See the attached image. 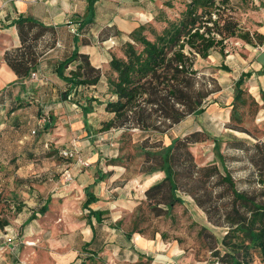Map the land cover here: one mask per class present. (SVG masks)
Here are the masks:
<instances>
[{
    "label": "rangeland",
    "instance_id": "374dc122",
    "mask_svg": "<svg viewBox=\"0 0 264 264\" xmlns=\"http://www.w3.org/2000/svg\"><path fill=\"white\" fill-rule=\"evenodd\" d=\"M186 2L99 0L97 19L103 25L114 19L146 23L159 31L166 24L163 16L178 18ZM57 5L61 16L72 22L69 9L79 15L87 13V0H59ZM221 10L233 15L241 29L264 34V0H230ZM68 21L64 24L68 25ZM111 34L114 33L110 27L102 31L103 38ZM100 35L101 46L121 55V42L107 48ZM148 36L152 38L150 33ZM263 65L264 44L249 45L233 37L223 42V51L217 47L206 58L196 55L193 68L199 80L215 91L205 100L201 114L185 118L157 137L166 145L171 137L199 131L200 141L189 146L196 163L220 165L222 154L238 188L250 186L248 179L255 170L248 159L249 152L227 147L226 142L240 139L251 145L264 140ZM247 71L251 73L243 87L248 93L247 87L255 92L259 110L255 112L249 100L239 109L244 112L241 126L246 131L242 132L227 127V114L233 101L234 81L241 72ZM98 87L96 93L103 102L109 96L108 90L104 85ZM94 108L89 128L77 130L76 124L73 125L76 120L70 121L64 114L46 130V140H40L38 132H31L30 138L13 143V138L0 129V236L3 237L0 264H31L39 258L40 264H80L82 260L93 264H205L194 255L201 247L197 230L206 226L220 235L222 229L210 225L205 213L185 194H182L184 203L175 204L171 214L156 216L148 206L144 191L163 175L150 179L151 175L141 173L142 155L136 149L147 135L137 130L127 134L116 129L102 131L101 121L107 114L98 101ZM26 133L29 134V129ZM213 138L218 143L221 141L216 147ZM63 148L77 150L90 162L89 166L72 169L71 181L63 178L65 170L71 169V161L59 154ZM122 154L130 156L119 164H108L110 158ZM97 170L106 176L91 187L98 201L89 206L104 210V222L95 230L97 239L88 249H83L94 232L88 222V210L84 208V188L97 176ZM41 207H44L43 213H39ZM34 212L35 218L26 223ZM136 236L144 240L138 242ZM91 250H95L93 256L89 253ZM254 264L264 263L257 258Z\"/></svg>",
    "mask_w": 264,
    "mask_h": 264
},
{
    "label": "trees",
    "instance_id": "16d2710c",
    "mask_svg": "<svg viewBox=\"0 0 264 264\" xmlns=\"http://www.w3.org/2000/svg\"><path fill=\"white\" fill-rule=\"evenodd\" d=\"M98 2L87 0V13L74 20L79 30L94 23ZM229 3L230 0H187L178 18L163 16L166 24L159 31L150 24L140 23L127 34L126 40L115 34L108 35L102 42L110 37L115 40L114 46L121 42V55L112 54L103 71L92 65L88 55L80 53L76 45L58 69L69 85L66 93L80 86L100 84L102 78L107 84L109 96L105 101L98 99V94L86 98L82 107L85 128H89L87 114L92 112V102L98 101L105 104L103 110L107 114L101 121L102 131L116 129L127 134L137 130L147 135L136 149L142 155L141 173L163 175L144 191L148 206L156 216L171 214L175 204L184 203L182 194H185L205 213L210 225L222 229L221 234L216 235L206 226L199 227L197 238L201 247L194 253L198 260L205 264H254L259 258L264 263V140L251 145L240 139L226 142L227 147L247 150L255 170L248 179L250 186L239 189L230 169L224 164L222 154L219 156L220 165L217 162L196 163L189 146L200 141L202 134L199 131L171 137L166 145L157 137L166 134L187 116L201 114L205 100L215 91L199 80L197 70L193 68L196 55L206 58L217 47L223 51V42L231 37L249 45L264 44L263 33L241 29L233 15L221 10ZM14 23L21 47L6 51L4 58L22 79L30 75L37 62L33 44L45 32H53V28L31 16H18ZM34 29L36 31L32 33ZM74 43H77V38H74ZM73 61L79 62L75 69L64 75L63 68ZM222 67L228 70L226 66ZM250 73L241 72L234 81L227 127L235 131H246L241 126L244 112L239 109L246 106L248 100L255 107V112L259 110V101L243 87ZM217 140L213 138L215 147L221 142ZM127 156L130 154L110 158L108 164H119ZM97 173L84 188V208L88 210V222L94 232L83 249H88L97 239L95 230L104 222V210L89 206L98 201L91 187L106 176L102 171L97 170ZM40 212H44V207ZM35 216L36 212L32 213L26 223ZM89 253L93 256L95 250ZM80 264L93 263L82 260Z\"/></svg>",
    "mask_w": 264,
    "mask_h": 264
},
{
    "label": "crops",
    "instance_id": "0c3cea01",
    "mask_svg": "<svg viewBox=\"0 0 264 264\" xmlns=\"http://www.w3.org/2000/svg\"><path fill=\"white\" fill-rule=\"evenodd\" d=\"M58 2L59 0H0V129L3 128L5 134L13 138V143L30 138L32 130L40 134V140H46V130L53 126L54 120L60 121L64 114H67L65 118L70 121L76 120L73 125L76 124L77 130H81L84 127L82 107L86 104V98L96 97L98 86L104 85L107 89V84L102 78L100 84L80 86L66 93L69 85L60 76L59 64L70 56L76 45L80 53L88 55L92 65L103 71L107 68L112 53L99 44L98 36L101 34L102 39V31L110 27L115 36L126 40L127 34L140 24L114 19L103 25L98 22L96 10L92 25L80 30L78 28L76 34H69L70 25L64 24L69 19L65 20L61 16ZM69 11L68 16L73 21L85 16L73 13L70 9ZM18 16H31L53 28V32H45L33 44L38 57L31 72H36V78L28 75L20 79L4 58L6 51L21 47L18 28L14 23ZM35 31L36 29L32 30V33ZM74 38H77V43H74ZM78 62L68 64L65 69L63 68V74L68 75ZM247 89L254 97L256 96L253 90H249V87ZM94 103L92 102L93 108ZM102 105L104 109L105 104ZM94 109L87 114L88 123L89 117L95 114ZM227 115L229 122L230 110ZM191 116L193 115L186 118ZM28 129L29 134L26 133ZM183 135L185 134L181 136ZM32 263L40 264V258L32 260Z\"/></svg>",
    "mask_w": 264,
    "mask_h": 264
},
{
    "label": "built area",
    "instance_id": "2783aa9c",
    "mask_svg": "<svg viewBox=\"0 0 264 264\" xmlns=\"http://www.w3.org/2000/svg\"><path fill=\"white\" fill-rule=\"evenodd\" d=\"M213 18H215V15H213ZM68 25H70V31L73 34H76L78 31V24L76 22H72L71 20L68 21ZM102 44L106 45L107 48H112L115 45V40L113 37H110L102 42ZM30 77L36 78L37 74L36 72L32 71L30 73ZM32 133H35V130H32ZM59 154L65 158L66 160L71 161V169H66L63 173V178L65 181H71L72 180V169L76 167H86L90 165V162L88 159H83L77 150L71 149V148H63L59 151ZM2 236H0L1 239ZM3 238V237H2Z\"/></svg>",
    "mask_w": 264,
    "mask_h": 264
},
{
    "label": "bare ground",
    "instance_id": "6f19581e",
    "mask_svg": "<svg viewBox=\"0 0 264 264\" xmlns=\"http://www.w3.org/2000/svg\"><path fill=\"white\" fill-rule=\"evenodd\" d=\"M262 85H263V88H264V75L262 76ZM157 175H158V174H154V175L150 176L149 178L152 179L153 177H155V176H157ZM136 240H137L138 242H142L144 239L141 238L140 236H136Z\"/></svg>",
    "mask_w": 264,
    "mask_h": 264
}]
</instances>
